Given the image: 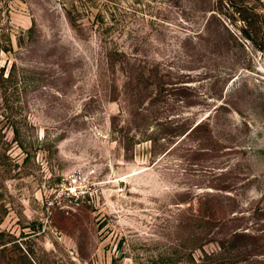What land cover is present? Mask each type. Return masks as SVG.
Wrapping results in <instances>:
<instances>
[{
  "label": "rangeland",
  "instance_id": "obj_1",
  "mask_svg": "<svg viewBox=\"0 0 264 264\" xmlns=\"http://www.w3.org/2000/svg\"><path fill=\"white\" fill-rule=\"evenodd\" d=\"M179 12L169 0H0V43L14 44L0 70L26 77L0 99V264H154L161 250L187 260L193 241L208 264H264V54L225 88L238 110L208 119L221 102L203 75L152 105L145 84L130 108L112 82L121 66L184 67ZM187 112L206 120L176 146L169 117Z\"/></svg>",
  "mask_w": 264,
  "mask_h": 264
},
{
  "label": "trees",
  "instance_id": "obj_2",
  "mask_svg": "<svg viewBox=\"0 0 264 264\" xmlns=\"http://www.w3.org/2000/svg\"><path fill=\"white\" fill-rule=\"evenodd\" d=\"M169 1L180 10L178 13L180 26L178 28L181 37L177 49L186 58L184 67L176 69L175 67L168 68L164 66L166 69H163L160 59L158 62L155 61L153 69H145L139 77H135L134 73L121 66L118 72H121L122 79L119 81L116 77L112 80L113 84L120 82V95L118 96L128 107L135 97L138 95L140 97L148 92L145 84L152 85L155 91L150 100L147 99L145 103L148 102L149 105H152L159 101L158 97L163 95L166 87L178 91L184 83L180 81L181 76H190L196 73L198 77L203 75L202 79L208 81L211 85L210 95L207 96L208 100L215 103L221 102V105H216L206 119L220 110L232 108L237 111L236 103L227 100L225 88L242 73L252 72L249 53L256 51L264 54V1ZM223 10L233 20L240 22L241 26L233 29L224 22L221 17ZM13 47L12 39L9 40L8 47H4L0 43V53H10L13 51ZM173 59L175 60V57ZM16 70L17 67L13 63L11 67H3L0 70V99H4V96L6 98V94L9 92V88L13 87L14 82L17 84L25 82L26 77L24 78V75L20 76V73ZM175 76L179 78L176 79ZM147 77L149 80H147ZM144 111L149 110L145 107ZM175 118L177 121L173 122L174 118L169 117L170 122L175 125L173 130L175 135H172V137L177 140L176 146L192 135L206 120L197 123V119L193 118V114L189 112L183 113V115L179 114ZM144 136L152 140L150 136H146V134ZM198 196V194H195L201 212L209 214L212 220L217 221L219 213L215 208L218 205L208 206L209 195ZM1 236L2 233L0 232ZM124 240L123 238L120 241V247L123 245ZM2 245L4 244H1L0 241V246ZM192 246L190 254L186 257L187 260L178 250L157 251L150 258L153 259L154 264H208V256L204 249L197 247L196 241H193ZM196 251L201 253L198 257L195 255ZM112 264H118L117 259H113Z\"/></svg>",
  "mask_w": 264,
  "mask_h": 264
}]
</instances>
